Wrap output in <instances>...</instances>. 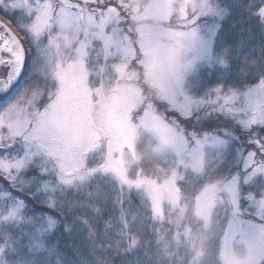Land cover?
I'll list each match as a JSON object with an SVG mask.
<instances>
[{"label":"snow or ice","instance_id":"snow-or-ice-1","mask_svg":"<svg viewBox=\"0 0 264 264\" xmlns=\"http://www.w3.org/2000/svg\"><path fill=\"white\" fill-rule=\"evenodd\" d=\"M237 13L264 40V0H0V264H264V44L233 59Z\"/></svg>","mask_w":264,"mask_h":264},{"label":"trees","instance_id":"trees-1","mask_svg":"<svg viewBox=\"0 0 264 264\" xmlns=\"http://www.w3.org/2000/svg\"><path fill=\"white\" fill-rule=\"evenodd\" d=\"M247 20L246 16H241L237 13L233 18L224 23V38L235 49L233 52V59H238L241 64L244 62L245 56L259 55V49L264 40L261 39V30L255 26L254 22L244 23ZM242 28L248 31H242ZM255 49V52L253 50ZM235 71V68H233ZM77 215H83L78 213ZM103 227V222H101ZM79 229V226H77ZM86 232L74 231L73 233H65L64 240L69 247L81 246V250L87 255V249L83 248L84 237ZM95 255H99L96 253ZM105 259L109 260L110 264H125L126 261L133 259L132 256L117 255L115 252L111 256L105 255Z\"/></svg>","mask_w":264,"mask_h":264}]
</instances>
